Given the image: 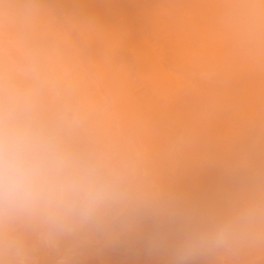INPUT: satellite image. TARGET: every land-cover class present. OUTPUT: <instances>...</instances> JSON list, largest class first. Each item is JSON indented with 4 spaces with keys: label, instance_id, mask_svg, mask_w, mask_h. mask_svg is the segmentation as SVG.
<instances>
[{
    "label": "bare ground",
    "instance_id": "obj_1",
    "mask_svg": "<svg viewBox=\"0 0 264 264\" xmlns=\"http://www.w3.org/2000/svg\"><path fill=\"white\" fill-rule=\"evenodd\" d=\"M4 89L31 92L127 192L51 243L18 228L25 264H264V226L180 252L264 204V0H0Z\"/></svg>",
    "mask_w": 264,
    "mask_h": 264
},
{
    "label": "clouds",
    "instance_id": "obj_2",
    "mask_svg": "<svg viewBox=\"0 0 264 264\" xmlns=\"http://www.w3.org/2000/svg\"><path fill=\"white\" fill-rule=\"evenodd\" d=\"M123 177L101 157L77 152L63 127L43 120L29 91H0V264H25L17 229L57 236L99 226L102 212L124 201ZM264 204L241 209L180 249H221L258 240Z\"/></svg>",
    "mask_w": 264,
    "mask_h": 264
}]
</instances>
